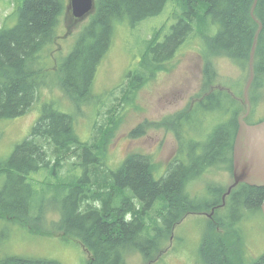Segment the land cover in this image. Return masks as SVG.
Returning a JSON list of instances; mask_svg holds the SVG:
<instances>
[{"label": "trees", "instance_id": "obj_1", "mask_svg": "<svg viewBox=\"0 0 264 264\" xmlns=\"http://www.w3.org/2000/svg\"><path fill=\"white\" fill-rule=\"evenodd\" d=\"M23 1V6L7 18V21L17 19L15 27L0 30V119L20 117L38 100L43 85L36 79L35 67L45 68L41 62L57 37L65 10V0ZM169 1L97 0L89 25L83 29L64 65L56 68L61 89L75 105L92 98L98 68L111 48L115 28L125 22L136 26L159 16ZM182 3L186 17H181L164 39V27L155 33V40L147 46L134 78V81L153 78L158 67L165 66L188 39L200 40L205 82L194 105L200 109V115L197 118V111L190 108L186 116H176L179 148L167 173L157 180L151 160L142 155L130 156L115 174L104 171V147L82 144L74 132L72 117L46 106L30 138L18 146L7 165L0 168V176L9 178L0 192V213L11 218H26L37 193L36 184L31 180L33 174L49 171V164L64 165L67 159L86 162L92 158V153L98 155L101 162H97L103 167L93 165L88 176L85 174L84 182L89 178L91 188L83 187V181L67 186L66 190L70 191L67 207L62 220L55 224L58 232L78 239L91 254L87 264H127L126 256L130 252L141 253L145 257L144 264H159L163 247L187 215L223 208L224 193L220 187H209L212 199L201 205L185 196L182 190L217 165L226 164L232 172L238 118L245 113L238 99L244 96L258 29L251 15L255 0H182ZM255 17L263 24V32L255 55L252 102H256V97L264 90V0H258ZM219 59H229L243 76L217 84L219 74L215 61ZM211 113L219 114L220 118H216L219 124L209 144L202 146L203 153L194 157L195 146L183 145L184 127H192L197 122L193 132L198 136L204 134L209 126L206 124L211 121L209 118L204 122L202 117ZM247 122L260 121L249 118ZM185 152L190 154L188 163L183 160ZM99 168L103 169L101 173ZM263 201L264 188L242 184L227 198L226 205L233 213L247 209L262 214ZM157 202V214L151 223V211ZM85 203L88 209L82 212L80 209ZM130 216L132 218L128 219ZM216 221L235 230L236 221L231 224L229 217L228 221ZM149 227L154 235L144 236ZM199 257L203 264H235L224 237H205ZM0 264L61 263L9 257ZM247 264H264V255Z\"/></svg>", "mask_w": 264, "mask_h": 264}, {"label": "rangeland", "instance_id": "obj_2", "mask_svg": "<svg viewBox=\"0 0 264 264\" xmlns=\"http://www.w3.org/2000/svg\"><path fill=\"white\" fill-rule=\"evenodd\" d=\"M23 4V0H0V30L4 29L6 23L9 29L16 25V18L9 21L7 18ZM183 12L182 0H170L159 16L148 18L136 26L125 22L116 27L111 48L98 68L90 96L92 98L75 105L61 89L56 68L64 65L83 29L89 25L92 13L77 19L73 16L70 0H65L57 37L45 51V59L41 62L46 69L35 67L36 79L43 85L38 100L26 114L15 119L0 120V168L5 167L17 147L30 138L43 115V109L52 106L72 117L74 132L82 144L104 147V171L115 174L130 156L142 155L151 160L153 176L157 180L161 179L179 148L176 116L187 115L205 82L204 64L199 55L202 50L200 40L196 37L188 39L165 66L158 67L153 78L145 81H134V78L141 68L147 46L155 40V33L164 27L163 39L170 35L172 27L181 16H185ZM215 67L219 74L217 84L243 76V72L229 59L216 60ZM247 81L246 78L245 85ZM238 101L244 106L243 96ZM252 105L255 107L254 117H250L252 121L264 120V90ZM209 118L211 124H206L209 126L204 134L195 135L193 130L196 131V123L184 128L183 145L195 146L194 157L203 153L202 146L209 144L210 137L215 133L214 128L219 124L216 122V118H220L219 114L211 113L210 116L202 117L204 122ZM91 155L92 158L86 162L82 159L77 161V158L67 159L64 165L49 164V171L42 170L32 175L37 193L28 216L11 218L0 213V262L9 257L55 260L61 264H87L90 261L91 254L80 241L58 232L55 224L62 220L67 207L70 194L66 190L67 186L83 181V187L91 188L89 178L84 182L85 174L88 176L93 165H101L98 155ZM189 155L185 152L183 157L187 163ZM93 158L97 160L94 162ZM103 169L99 168L100 173ZM8 179L6 175L0 176V192ZM233 182V175L227 165L220 164L192 181L182 191L201 205L212 199L208 193L209 187H220L225 194ZM137 203L142 207L140 200ZM157 205L158 202L154 211ZM227 206L216 209L214 213L206 211L187 215L174 229L173 238L163 247L165 250L159 258V264H203L199 250L205 237H224L235 264H247L262 257L263 215L247 209L233 213ZM86 207L85 203L80 210L86 212ZM153 216L151 223L154 221ZM228 217L231 224L239 218L235 230L216 221H228ZM149 235H154L151 227L144 234ZM126 262L144 264L145 257L141 253L130 252Z\"/></svg>", "mask_w": 264, "mask_h": 264}, {"label": "water", "instance_id": "obj_3", "mask_svg": "<svg viewBox=\"0 0 264 264\" xmlns=\"http://www.w3.org/2000/svg\"><path fill=\"white\" fill-rule=\"evenodd\" d=\"M257 3L258 0H255L252 8V16L258 29L249 62L250 78L244 89L246 112L238 119L239 128L233 151L234 184L226 195H229L239 184L264 188V121L253 125L246 123V118L251 113L250 91L255 80V55L263 32V24L254 15ZM70 6L73 16L77 19H83L96 10L95 0H70ZM226 195L223 197L224 202ZM261 210L264 215V201Z\"/></svg>", "mask_w": 264, "mask_h": 264}, {"label": "bare ground", "instance_id": "obj_4", "mask_svg": "<svg viewBox=\"0 0 264 264\" xmlns=\"http://www.w3.org/2000/svg\"><path fill=\"white\" fill-rule=\"evenodd\" d=\"M183 13H184V12H183ZM184 15H185V14H184ZM251 15H252V10H251ZM254 15H255V14H254ZM181 17H186V16H181ZM181 17H180V19H181ZM252 17H253V16H252ZM190 21H191V20H190ZM14 27H15V26H14ZM14 27H13V28H14ZM6 29H9V28L7 27V23L5 24L4 29H2V30L4 31V30H6ZM11 29H12V28H11ZM164 30H165V28H164ZM184 45H185V44H184ZM182 46H183V45H182ZM182 46H181V47H182ZM181 47H180V48H181ZM107 54H108V53H107ZM103 60H104V59H103ZM197 100H199V99H196L192 105H195V103H196ZM256 100H257V97H256ZM253 109L255 110V107H254V105H251V111H252ZM227 115H228V114H227ZM197 125H198V124H197V122H196V127H197ZM151 212H152V214H154L153 217L155 218V217H156V214H157V211L152 210ZM151 217H152V216H151ZM170 239H171V238H170Z\"/></svg>", "mask_w": 264, "mask_h": 264}, {"label": "flooded vegetation", "instance_id": "obj_5", "mask_svg": "<svg viewBox=\"0 0 264 264\" xmlns=\"http://www.w3.org/2000/svg\"><path fill=\"white\" fill-rule=\"evenodd\" d=\"M91 18H92V15H91L90 19H91ZM190 108H192L191 111H193V110H196V111H197V118H198L199 115H200V109H198V108H194V105H192V104L190 105ZM190 108H189V109H190ZM2 119H5V118H2ZM2 119H0V120H2ZM193 125H194V124H193ZM187 127H191V126H187ZM184 128H185V127H184ZM195 135L198 136V134H196V133H195ZM231 186H232V185H231ZM227 191H229V188L227 189ZM231 193H232V191H231ZM231 193H230V194H231ZM222 197H223V196H222Z\"/></svg>", "mask_w": 264, "mask_h": 264}]
</instances>
